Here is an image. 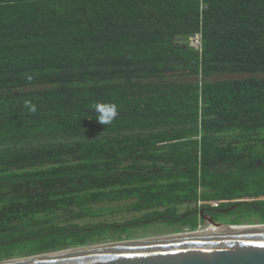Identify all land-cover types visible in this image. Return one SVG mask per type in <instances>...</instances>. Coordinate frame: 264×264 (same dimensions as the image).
<instances>
[{"label": "trees", "instance_id": "16d2710c", "mask_svg": "<svg viewBox=\"0 0 264 264\" xmlns=\"http://www.w3.org/2000/svg\"><path fill=\"white\" fill-rule=\"evenodd\" d=\"M201 210L264 223V0H0V259Z\"/></svg>", "mask_w": 264, "mask_h": 264}, {"label": "water", "instance_id": "95a60500", "mask_svg": "<svg viewBox=\"0 0 264 264\" xmlns=\"http://www.w3.org/2000/svg\"><path fill=\"white\" fill-rule=\"evenodd\" d=\"M201 215L205 225L160 235L117 239L20 257L0 264H264V223L230 224Z\"/></svg>", "mask_w": 264, "mask_h": 264}, {"label": "clouds", "instance_id": "9594fccd", "mask_svg": "<svg viewBox=\"0 0 264 264\" xmlns=\"http://www.w3.org/2000/svg\"><path fill=\"white\" fill-rule=\"evenodd\" d=\"M24 105L28 108L29 112H36V105L30 100H25ZM95 116L103 125L111 124L118 115V107L114 103L98 102L92 106Z\"/></svg>", "mask_w": 264, "mask_h": 264}, {"label": "rangeland", "instance_id": "374dc122", "mask_svg": "<svg viewBox=\"0 0 264 264\" xmlns=\"http://www.w3.org/2000/svg\"><path fill=\"white\" fill-rule=\"evenodd\" d=\"M216 78H221V76H215L214 79ZM184 208H186V206H182L181 209L183 210ZM141 213L137 212V213H116V214H111V215H108L106 216L108 218V220L110 221H113V220H117V221H125V220H128V219H131L133 217H138ZM207 225H205L203 222L200 223V227L199 229H204L206 228ZM153 228H156L158 229V227H155V226H151V227H148V228H145V230H140L139 233H138V236L140 237H146V236H150L152 234L155 233V231H153ZM198 229V228H197ZM186 230V229H185ZM161 232H163V230H161ZM169 233H173V232H169ZM157 235H160V234H157ZM114 240H117V239H110L108 241H114ZM108 241H101L99 243H103V242H108ZM20 257V256H19Z\"/></svg>", "mask_w": 264, "mask_h": 264}, {"label": "built area", "instance_id": "2783aa9c", "mask_svg": "<svg viewBox=\"0 0 264 264\" xmlns=\"http://www.w3.org/2000/svg\"><path fill=\"white\" fill-rule=\"evenodd\" d=\"M189 44L198 51L202 49V34L201 32L195 33L189 37ZM218 204V203H217ZM200 227V225H199ZM189 230V229H186ZM184 230V231H186Z\"/></svg>", "mask_w": 264, "mask_h": 264}, {"label": "bare ground", "instance_id": "6f19581e", "mask_svg": "<svg viewBox=\"0 0 264 264\" xmlns=\"http://www.w3.org/2000/svg\"><path fill=\"white\" fill-rule=\"evenodd\" d=\"M221 228H224L223 226H220V225H207L205 229L206 230H213V229H221ZM115 241V240H114Z\"/></svg>", "mask_w": 264, "mask_h": 264}, {"label": "flooded vegetation", "instance_id": "af4514ba", "mask_svg": "<svg viewBox=\"0 0 264 264\" xmlns=\"http://www.w3.org/2000/svg\"><path fill=\"white\" fill-rule=\"evenodd\" d=\"M205 215H209V214H205ZM204 220H205V219H204ZM205 221H206V220H205ZM205 221H204V222H205ZM204 222H203V223H204Z\"/></svg>", "mask_w": 264, "mask_h": 264}]
</instances>
